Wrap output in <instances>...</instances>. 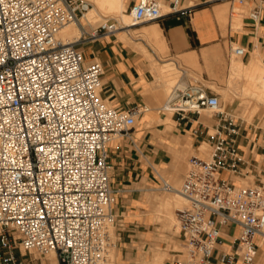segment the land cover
Returning a JSON list of instances; mask_svg holds the SVG:
<instances>
[{
    "label": "built area",
    "instance_id": "built-area-1",
    "mask_svg": "<svg viewBox=\"0 0 264 264\" xmlns=\"http://www.w3.org/2000/svg\"><path fill=\"white\" fill-rule=\"evenodd\" d=\"M222 1L232 11L252 1L249 18L261 19L263 0ZM179 2L163 13L157 0H141L130 12L136 25L159 22L177 13ZM91 7L87 0H0V264H24L18 250L54 251L59 264H110L117 224L111 144L149 108L111 106L101 96L102 63L87 61L80 47L124 26L108 19L93 33L81 26L77 42L59 39ZM231 50L246 55L242 46ZM163 110L178 121L203 110L215 118L200 132L210 150L204 153L202 142L189 158L181 187L162 180L164 191L187 202L177 211L186 257L170 264H253L264 242V187L241 182L263 171L241 151L242 123L201 82L176 83ZM227 226L238 236L220 250Z\"/></svg>",
    "mask_w": 264,
    "mask_h": 264
},
{
    "label": "crops",
    "instance_id": "crops-1",
    "mask_svg": "<svg viewBox=\"0 0 264 264\" xmlns=\"http://www.w3.org/2000/svg\"><path fill=\"white\" fill-rule=\"evenodd\" d=\"M140 1L128 0L129 9L139 4ZM172 1L164 0L169 5V8L172 6ZM227 3L222 0H180L179 6H177L179 8L177 13L168 14L158 23L140 24L141 26L139 27L137 25L130 27V29L128 28V30H131L128 32V42L120 40L118 33V37L115 34L93 39V43H96L93 47L94 50L85 48L83 52L87 61L96 59L104 67L102 98L107 99L114 107L125 110L137 106L148 107V105L156 106L159 104L160 99L155 95L154 89L156 90L160 87L153 85L158 80L156 70L148 61L147 53L144 51L153 55L155 53L144 39L133 41L129 35L130 32H138L151 44L153 40L150 39L146 30L154 25L159 27L165 39V46L162 51L165 54L169 53L170 56H181L185 62H191L190 57H196L197 63H191L203 69V78L206 81H209L210 74L221 79L224 78L226 50L227 46H232L233 40L235 43L249 49L246 61L250 60L252 53L257 50L264 64V0L260 21L254 22L250 18H245L244 26L247 32H235V35L232 32L231 24L224 27L217 15V10L225 9L224 6ZM161 23L165 25V28L161 26ZM124 43H128V45ZM141 48H143V52H139L138 49ZM165 62L168 61H164L163 64ZM176 66L178 67L177 64ZM181 73L179 84L181 86L191 84L187 71L182 70ZM148 108L149 111L140 116V118L152 119L159 116L155 108ZM250 109V106L243 109L246 116ZM257 113L258 111L249 118L252 119ZM174 122L178 126L173 132H167L161 136L159 133L161 129H157L160 137H154L145 130L139 131L134 128L129 132L128 136L114 140L111 144V182L115 191V213L119 216L117 264H144L139 261H133V251L128 250V223L135 226L136 223L142 221L138 220L137 212L140 206L136 200V194L139 192L136 185L149 175L150 170L151 172H158L155 165L163 170H169L173 163L183 162L184 158L179 153L183 152L187 145H191L192 149H195L197 153L202 142L207 143L208 141L200 133L202 128L214 125L211 121L202 118V115L193 114H189L181 121L174 117ZM162 123L166 122L162 121ZM239 144L249 163L260 167L262 163L260 159L264 157V130H256L248 126L244 127ZM184 176L182 175V179ZM249 178L258 179L259 175L254 172L245 180ZM160 198L156 202L157 207L159 206ZM129 215H133V218L128 220ZM158 218L160 222H163V227H170L169 223L163 220L160 215ZM145 221L144 219L143 224L136 226L137 229L139 227H147ZM130 231L137 232L134 228H131ZM143 233L146 234L145 232ZM222 233L224 240L223 248H220V250L230 249L238 236V230L233 226H227L222 228ZM129 237L137 238L139 234H132ZM257 242L260 243V240L258 239ZM154 256L157 259L161 257L158 251H155ZM212 262L213 264H222L216 258ZM236 264L242 263L237 262ZM253 264H264V242L261 243Z\"/></svg>",
    "mask_w": 264,
    "mask_h": 264
},
{
    "label": "rangeland",
    "instance_id": "rangeland-1",
    "mask_svg": "<svg viewBox=\"0 0 264 264\" xmlns=\"http://www.w3.org/2000/svg\"><path fill=\"white\" fill-rule=\"evenodd\" d=\"M260 1L261 0H257L258 3H260ZM157 2L161 4L163 13H167L170 11L169 5L166 4L164 0H157ZM224 7L226 9V14H227L226 26H229V24H231L233 34L235 35L237 32L238 33L247 32V29L244 26V19L249 18L250 11L253 8L252 1H250L249 3L246 2L242 6L236 4L234 7L235 9H233V11H232V5L230 3L225 4ZM240 12L242 15L240 14ZM125 13L130 14L128 0L126 1ZM105 17L106 18L99 19L97 22H94L92 25H86L87 24L86 23L85 24L86 26H84V29L88 33H93L94 30L100 24L105 22V19H112V20L116 19L118 21H122L120 15L109 14V15H106ZM129 21L131 23L133 20L131 19L128 20V23ZM151 23H158V22L152 21V22L143 23L141 25H148ZM141 25H138L137 27ZM161 26L165 28V25H163L162 23H161ZM78 27L80 28L81 25L79 24ZM116 36L118 37L117 33H116ZM130 36L133 39V41L136 39H141V38L146 41L150 49H152V51L155 53V55H153L152 53L147 52L148 53L147 56L151 60H153V64H156V66L154 65V68L155 67L157 68L158 65H160V62L163 63L164 61H171L178 65L177 67L174 64L172 66L173 68L169 69L170 71V72L168 71V74L170 75L168 76L169 78L164 77V75L157 76L158 78V80L156 81L157 85L155 83L153 85L155 87L159 86L160 88L156 90L154 89V91L161 90L164 88V86H166L164 97L160 99L159 104H157L156 106L148 105V107H150L151 109L155 108L157 114L159 115L157 118H152V119H158V118L163 117L164 115H168L170 121H168L167 123L169 124L162 123L156 120H155L156 121L155 123L153 122L152 124H150L152 120L151 118L148 119L146 117L145 118L139 117L137 119L136 126H135L137 130L139 131L145 130L149 132L151 135H153L154 137H160V135L162 136L166 134L167 132H173L177 129L178 125L176 124V122H174L173 113L169 111H164L163 107L168 101V97L171 94V90L173 86L176 83H178V81L181 79L182 70L187 71L191 84L201 82L205 84L207 87H209L210 89H212L213 92L217 93L220 96V102L222 104V107L226 111V113L239 119L240 123H242L243 128L248 126L256 130L258 129L264 130V99H263L264 96L260 95V93L256 94V93L251 92L244 76L238 77L237 79L233 81L234 83L229 84V81H230L229 77L232 72V66H233L234 61H239L242 59V57H237L231 50V47H236V45H239L235 43L234 40L232 42V46H227L224 78L221 79V78H218V76L210 74L209 81H206L203 78V69L201 67H198L191 62H185L181 56L175 57V56H170L169 53L165 54L163 51L160 50L159 46L155 42L151 41L152 45L149 44V42L143 36H141L138 32H131ZM126 41L128 42V40ZM124 44L128 45V43H124ZM131 44L135 46L134 43H131ZM95 45L96 43H93V39H89V40H86L80 47L82 48V50H84L85 48L94 50L93 47ZM139 45H142V44H139ZM138 50L139 52L141 51L143 52V48L138 49ZM248 53H249V49H248L247 54L244 56V59H246V57L248 56ZM256 53L260 54L256 50L254 53H252V55ZM260 64L263 65L264 67V64L262 61L260 62ZM228 66H229V72H228ZM228 84L232 88H230ZM229 89L230 90L232 89V90L228 91ZM235 91H237L236 93L237 96L236 94L234 95L232 94V93H235ZM109 104L113 106L110 102ZM256 104H258L259 110H258L257 115L251 119L249 118L250 112L248 114L247 113L248 111H247L246 113L248 115L246 116L245 111H243V109L247 108V106H250V107L256 106ZM201 115H202V118L208 121H211L213 124H215V118L213 117L211 112H209L208 110H203ZM158 128L161 129V132H159L160 135L158 134V131H157ZM201 150L204 153H208L210 150V147L209 145H205L204 147L201 148ZM195 154H196V150L189 148L186 151L185 156L183 157L184 158L183 162L178 163V164L173 163L169 170H163L159 166L155 165L156 170L159 172L160 176L164 180L169 182L175 188L179 189L181 187L182 180H183L182 175H185L187 172L188 160L191 156ZM260 160L262 163L259 169L261 168L263 173L260 175L258 179L249 178L248 180H242L241 183L243 186L260 185L264 187V157H262ZM158 172H154V171L151 172L150 170L149 175H147V177H145L142 181H140L139 184L136 185L138 186V189H139V192L136 194V200H137V204L140 206L137 214H138V220H142V221H140L139 223H136L135 226L130 225L128 223V250L133 251V255H134L132 259L133 261H139L144 264H170L175 259L182 260V259H185L186 257L185 256L186 252L184 250L183 240L180 234V228H179V224L177 220V211L179 209H183L186 206L187 202L185 201L184 198L176 196V194L166 192L162 189V180H161V177H159ZM164 195H170V196L175 197L176 199V202L172 209L171 217L170 218L161 217L163 220L169 223L170 227L168 228L163 227V222L159 221V218H158L159 211L156 206V202L159 199V197H162ZM151 200L154 202V206ZM115 204H116V200H115ZM132 218H133V215H131L128 218V220ZM144 219L146 220L145 222H146L147 227H139L138 228L140 230L139 231L136 226L138 225L140 226V224H143ZM117 220H118L117 225L111 231L114 245L110 250V255H109L110 264H117L116 255H117V241H118L117 231H118L119 216H117ZM131 228L136 229L137 232L130 231ZM143 232H145L146 234H144ZM137 233L139 234V237L137 238L129 237L130 235L137 234ZM155 251H158L160 253L161 255L160 258L157 259L154 256ZM17 255L20 259H22L25 262L24 264H59L57 257L53 256L54 258H52L51 253L50 254L49 253L40 254L38 252H33L30 254L24 251L20 252L18 250Z\"/></svg>",
    "mask_w": 264,
    "mask_h": 264
},
{
    "label": "bare ground",
    "instance_id": "bare-ground-1",
    "mask_svg": "<svg viewBox=\"0 0 264 264\" xmlns=\"http://www.w3.org/2000/svg\"><path fill=\"white\" fill-rule=\"evenodd\" d=\"M87 1H89L91 3L92 7L85 14V16L83 18H81L80 25L83 27L86 25H92L94 22H97L99 19L106 18L105 16L109 15V14L120 15L122 21H118L116 19L115 20L119 23L120 26H124L125 28L118 31L117 33L119 34V36L121 38V39L119 38L120 40L127 42L126 40H128V32L131 31V30H128V28L130 29V27L137 26L134 23L133 15L131 14V12H130V14L125 13L127 0H87ZM144 1H147V0H144ZM240 14H241V12H240ZM217 15L221 21V24L225 27L226 26V17H227L226 9L223 8V9L217 10ZM130 19L133 21L131 23L129 21V23H128V20H130ZM107 20L108 19H105V22ZM78 25H77V23H73V24H70V25L64 27L58 35L59 39L65 44L79 41L83 36V32H82L81 27L79 28ZM146 32L149 35L150 39H152L159 46L160 50L162 51V48L165 46V39H164L159 27L157 25H154V26L150 27V29H147ZM130 33H129V35H130ZM236 46H239V45H236ZM243 48H245V47H243ZM245 50H246V54H247L248 49L245 48ZM144 52L147 53L146 51H144ZM237 57H240V56H237ZM147 59L152 64L153 67H154V65L156 66V64H153V60H151L148 56H147ZM190 60L193 63H197L196 57H190ZM261 61H262L261 55L258 53L251 55V58L248 61H246L244 59V56L242 57L241 60L234 61L233 66H232V72H231V75L229 77V80H230L229 84L234 83L233 81L235 79H237L238 77L244 76L251 92L256 93V94L260 93V95L264 96V67H263V65L260 64ZM173 65H174V62H171V61L165 62L164 64L160 63V65H158L157 68L155 67L156 75L157 76L164 75V77L169 78L168 76H170V75L168 74V71L170 68H173L172 67ZM229 84H228V86H229ZM230 88H232V87H230ZM165 90H166V86H164V88L161 90L155 91V95L159 99H162V97H164ZM231 90L229 89L228 91H231ZM236 93H237V91H235V93H232V94L234 95ZM236 96H237V94H236ZM169 97H168V100H169ZM235 98H237V97H235ZM252 102H253V100H252ZM167 103H168V101L166 102L165 106L167 105ZM258 108H259L258 104H256V106L251 107V109L249 111L250 114L248 113L249 117H252L258 111ZM155 120L160 121V122L163 121L166 123L168 121H170L168 115H164L163 117L158 118V119H152L151 122L155 123L156 122ZM205 145H208V144L204 143L202 147H204ZM189 148H192L191 145H187V147L184 149V151L180 152L179 154L182 157H184L186 151ZM159 177H161V176H159ZM161 180H164V179L161 177ZM164 181H166V180H164ZM168 184H170V183L168 182ZM171 186H173V185H171ZM169 193H173V194H176V196L182 197L179 193H176V192H169ZM175 202H176V199L173 196H170V195L162 196L160 198V201H159V206L157 207L160 217L170 218ZM50 253L52 255V258H54L53 256H56V253L54 251H52Z\"/></svg>",
    "mask_w": 264,
    "mask_h": 264
}]
</instances>
